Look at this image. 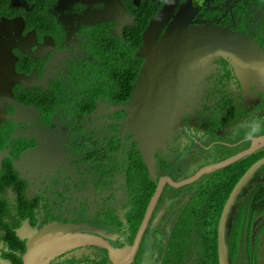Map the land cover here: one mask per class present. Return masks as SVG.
<instances>
[{"label": "flooded vegetation", "instance_id": "flooded-vegetation-1", "mask_svg": "<svg viewBox=\"0 0 264 264\" xmlns=\"http://www.w3.org/2000/svg\"><path fill=\"white\" fill-rule=\"evenodd\" d=\"M192 27L247 36L255 59L150 57L167 34L183 49L178 34ZM142 86L153 91L144 105L170 99L179 114L150 172L131 127L144 122L133 98ZM249 113L264 114V0H0V264H24L50 226L78 227V243L33 264H113L108 248L128 252L140 227L125 264H208L210 195L228 193L220 218L264 144L188 183L168 179L249 150L253 141L236 134ZM248 178L229 215L230 264H264V163Z\"/></svg>", "mask_w": 264, "mask_h": 264}, {"label": "water", "instance_id": "water-1", "mask_svg": "<svg viewBox=\"0 0 264 264\" xmlns=\"http://www.w3.org/2000/svg\"><path fill=\"white\" fill-rule=\"evenodd\" d=\"M148 35L149 34L147 33V31H145L144 38L146 39ZM178 36L183 37L182 40L177 42L178 44H181L179 47L183 49L176 47L177 44H172L173 40L171 36L167 34L166 38L158 46L152 45L149 47L150 57L152 58L154 55H156V52L161 53L163 51H167L170 55L174 53L168 57V63L172 62L173 60H177V62L180 63L189 59L181 58L180 52L183 51L184 53H186L189 51H193L194 56L201 55L203 58H212L213 56L221 54L223 55L225 53L236 54L241 59L243 57H246L249 61H252L254 58L252 57L253 55L250 47V40L247 36L242 34H235L224 29H212L208 32L207 29L204 27H192L188 28L183 32H180ZM185 37L187 38V40H184ZM185 45H187L188 48H184ZM245 47L247 48V54L242 53L243 48ZM144 53L145 52L141 49V54ZM241 59L239 60V65H241V62L244 61L243 59ZM245 66L246 68H249L248 65L245 64ZM164 67H167V64L159 65L157 68H155L154 70H156L157 72L147 71V78L150 80L154 75H156V77L158 78H162V71H164ZM152 96L153 91H148L147 89L143 90V86L141 87V90H134L133 98L137 101L141 100V118L144 120V122L140 124L133 118L131 124L132 133L136 138L138 150L140 152L144 165L146 166L149 172L151 171L152 164L155 162L153 157L155 147L159 146L158 143L162 141V139L169 138V134L171 133L169 132L171 131L169 129H171V127L175 125L174 120L179 115L175 112H173L172 114L171 111L176 110V105L171 102L170 99L169 101L164 102L162 106L155 105L153 107H148L144 105L148 102H153L151 99ZM135 105L133 108H135ZM135 110H138V108H136ZM162 144L163 142H161L160 145ZM260 144H264V138L254 140L252 143V147L249 150L244 151L234 157L228 158L227 160L215 166L212 165L210 167L202 168L200 171H198L195 175L188 178L187 180H183L182 182H175L171 179H168V183L171 186H179L182 183H188L190 181L196 180L199 176L202 175V173H204V171L207 172L208 170L222 168L223 166L228 165L233 161L251 153V151H253V149L259 146ZM262 163H264V158L258 161L255 165H253L250 169V172L256 170ZM250 172H246L239 180V182L235 185L221 211L217 227L218 264H230L228 250L226 246V235L229 215L234 207L236 198L238 197L241 190L244 189L245 183L249 179L248 177L250 175ZM163 183L164 182L161 181L160 186L163 185ZM160 189L161 187L158 188L154 196L159 194ZM50 227L51 228H49V231L53 232V234L51 235L52 238L49 240V242H44L43 245L33 246L32 249L30 248L28 253L32 254L34 257L30 258L29 256H26L24 264L35 263V255L38 252H43L47 249L48 251H51L53 248L56 249L59 245L62 246L67 244L78 243V236L75 235L76 229L78 227H75L73 232H69L70 228L67 226ZM141 229L142 228L140 227L136 240L128 252H118L116 250L108 248V254L110 259L113 261V264H125V262H127V259L133 256L137 248V242L141 235Z\"/></svg>", "mask_w": 264, "mask_h": 264}, {"label": "trees", "instance_id": "trees-1", "mask_svg": "<svg viewBox=\"0 0 264 264\" xmlns=\"http://www.w3.org/2000/svg\"><path fill=\"white\" fill-rule=\"evenodd\" d=\"M224 191L225 190H230V187H227L226 189H223ZM223 190L221 191L222 195H223ZM216 190L213 191L215 197L212 196V194L210 195V198H209V203H210V208H211V211H216V214H213L212 217H211V222H210V230L209 232L206 233L207 237L204 241V247L207 248V253H208V261L209 263L208 264H218L217 262V247H216V243H217V228H216V225L218 223V218H219V213H220V209L223 205V201H221V199H224L227 197V194L226 193L222 198L220 196H216ZM218 199L219 202L218 203H215V201L211 202L210 200L212 199ZM234 231V230H233ZM232 231V232H233Z\"/></svg>", "mask_w": 264, "mask_h": 264}, {"label": "clouds", "instance_id": "clouds-1", "mask_svg": "<svg viewBox=\"0 0 264 264\" xmlns=\"http://www.w3.org/2000/svg\"><path fill=\"white\" fill-rule=\"evenodd\" d=\"M236 134L248 142L264 136V114L249 113L240 121Z\"/></svg>", "mask_w": 264, "mask_h": 264}, {"label": "bare ground", "instance_id": "bare-ground-1", "mask_svg": "<svg viewBox=\"0 0 264 264\" xmlns=\"http://www.w3.org/2000/svg\"><path fill=\"white\" fill-rule=\"evenodd\" d=\"M28 251H29V250L26 251V254H25V255H26V256H29L30 258H33L34 256H33L32 254H29Z\"/></svg>", "mask_w": 264, "mask_h": 264}, {"label": "rangeland", "instance_id": "rangeland-1", "mask_svg": "<svg viewBox=\"0 0 264 264\" xmlns=\"http://www.w3.org/2000/svg\"><path fill=\"white\" fill-rule=\"evenodd\" d=\"M241 209H243V208H241Z\"/></svg>", "mask_w": 264, "mask_h": 264}]
</instances>
